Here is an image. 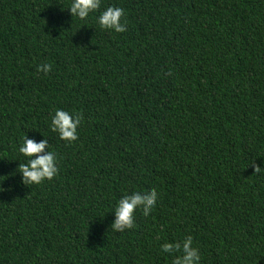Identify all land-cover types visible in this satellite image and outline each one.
<instances>
[{
    "label": "trees",
    "instance_id": "obj_1",
    "mask_svg": "<svg viewBox=\"0 0 264 264\" xmlns=\"http://www.w3.org/2000/svg\"><path fill=\"white\" fill-rule=\"evenodd\" d=\"M69 3L0 0V264H171L160 244L187 235L200 264H264V0H102L123 33ZM56 109L82 114L75 142ZM24 135L57 153L51 180L22 183Z\"/></svg>",
    "mask_w": 264,
    "mask_h": 264
},
{
    "label": "clouds",
    "instance_id": "obj_2",
    "mask_svg": "<svg viewBox=\"0 0 264 264\" xmlns=\"http://www.w3.org/2000/svg\"><path fill=\"white\" fill-rule=\"evenodd\" d=\"M102 8V0H70L68 10L71 19L73 17L85 21L90 14L99 11L95 16L96 24L102 30L123 33L126 29V21L123 20L125 10L122 7L107 5ZM50 63L37 65L38 73L47 74L51 71ZM82 114L75 111L56 109L51 114L49 129L55 132L60 140L68 143L75 142L78 139V128L82 123ZM44 137V136H43ZM18 153L24 157L25 162L20 164L22 183L25 185H39L45 180H51L58 173V156L50 148L47 138L36 140L22 137V143L19 144ZM260 167H256L259 170ZM3 181H0L2 184ZM4 191L0 187V192ZM158 199V192L155 188L148 190H133L130 193L123 194L115 203L111 213L114 216L111 227L114 231H123L135 226V213L142 210L145 216H148L154 209ZM162 253L171 256V264H200L201 252L194 245L191 235L184 236L179 241H165L160 244ZM175 254V255H173Z\"/></svg>",
    "mask_w": 264,
    "mask_h": 264
}]
</instances>
